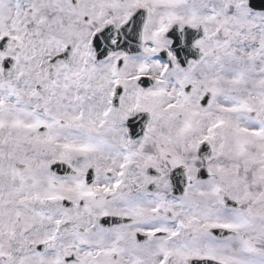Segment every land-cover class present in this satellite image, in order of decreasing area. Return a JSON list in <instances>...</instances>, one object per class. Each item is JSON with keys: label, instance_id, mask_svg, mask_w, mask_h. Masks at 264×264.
I'll return each instance as SVG.
<instances>
[{"label": "snow or ice", "instance_id": "obj_1", "mask_svg": "<svg viewBox=\"0 0 264 264\" xmlns=\"http://www.w3.org/2000/svg\"><path fill=\"white\" fill-rule=\"evenodd\" d=\"M0 264H264V0H0Z\"/></svg>", "mask_w": 264, "mask_h": 264}]
</instances>
